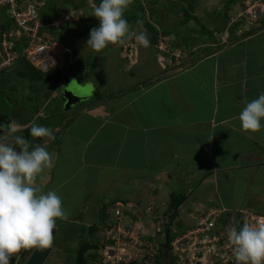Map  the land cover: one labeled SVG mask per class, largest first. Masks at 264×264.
<instances>
[{
  "label": "crops",
  "instance_id": "1",
  "mask_svg": "<svg viewBox=\"0 0 264 264\" xmlns=\"http://www.w3.org/2000/svg\"><path fill=\"white\" fill-rule=\"evenodd\" d=\"M136 1L127 10H147L145 3L138 0L142 7L138 8ZM162 25H154L161 34L166 29ZM141 30L148 34L147 47L135 38L112 45L124 63L122 74L134 79L132 87L112 83L96 94L91 81L77 80L83 87L93 84L94 91L66 130L74 139L63 140L66 134L58 138L65 145L50 149L53 165L35 179L42 192L65 189L70 179L76 180V196H61L64 208L69 207L67 219L57 223H72L80 207L89 205L155 203L160 213H167L173 194L186 197L178 218L185 225H193L189 217L197 215L200 206L262 219L264 130L246 132L238 117L248 102L264 92V31L260 37L250 34L239 42H224L210 57L177 68L161 59L166 54L156 52L158 44L153 45L151 32ZM149 62L153 68L149 65L152 69L143 73L139 67ZM79 65L77 69L84 71L100 70L99 63ZM104 67L106 72L109 66ZM93 195L95 204L89 201ZM53 247L21 251L18 258L12 257V264H28L35 253L39 258L34 264H46Z\"/></svg>",
  "mask_w": 264,
  "mask_h": 264
},
{
  "label": "rangeland",
  "instance_id": "2",
  "mask_svg": "<svg viewBox=\"0 0 264 264\" xmlns=\"http://www.w3.org/2000/svg\"><path fill=\"white\" fill-rule=\"evenodd\" d=\"M70 1L75 6H78L79 4H81L82 0ZM229 1L230 0H159L157 6H154V8L152 7V9H148L149 6H147V10L144 9L146 14L143 16H146L145 18L150 19V24H152V22H155L154 25L157 27L160 23H163L162 26L166 28L164 32L172 34L165 40L166 42H169V44H165L163 42L159 47L156 48V52L158 50V52L160 53L164 52L163 55L166 54V57L163 56L161 59L167 60L170 63L172 62V64L174 66H177V68H180L181 66L187 67L189 65H192L191 63L196 62L198 59L200 60L206 57H210L213 52L224 46V42L231 43L235 41H242L245 38L249 37L246 34H254V38L262 36L261 31H264V0H236L231 6H229V9H227L225 7L229 3ZM57 2L58 0H54L53 7L57 8ZM59 2L66 3L65 0H59ZM89 2H92V4L96 6L100 1L95 2L93 0H90ZM58 7H62L64 11V5L60 4ZM157 7L159 8L158 11H156ZM62 9H57V11L55 12L54 20L61 14ZM93 9L94 8L90 9V11L88 12V18H80L78 23H68V25H65L63 27H51L49 29H45L44 33H46V38L48 40V48L42 54L38 55L37 60L34 59L33 63L31 64H36L37 68L42 70L45 74L56 73L58 74V77H60V75L61 77L59 82H53V90L47 93L52 101L50 103L47 102L46 105H40L39 115H35L32 117V120H30V122L28 123L29 126L25 125L22 127L16 124L17 133L22 134L27 140H29L32 146H48L47 149L50 152V149H53L54 151L57 146L60 149L63 144L65 145V141L74 139L71 135L72 133L69 132V135L66 134V130L69 125L75 120L77 114L79 113V108L86 105L88 103V100L83 101L79 105L75 104L68 110H66L68 102L65 96H67V94H76L73 89L74 86L76 87L77 85H80V82H77L78 79L85 82L91 81L94 86L97 87L96 94L100 92L102 86L108 85V87L110 88L112 83H116L121 88L125 87V85L132 87V84L135 83L134 79H131L129 74H122L121 70L122 66H124V63L118 57V48L114 50V48L112 47L113 44L109 45L102 51H94L90 48H86L87 41L84 42L83 38L86 37L85 39H89L91 29L99 26V21H97V19L93 16V11H91ZM181 9L183 10V12L179 11ZM186 11H188L192 17L195 16V18H192V20L188 21L187 23H182L185 19L184 13ZM158 12L161 14L159 18H161L162 16L165 17L163 21L158 18ZM163 12L165 13V15ZM2 14L3 17L2 19H0V22L4 23L3 18L5 17V13ZM135 14L137 15L138 13H126V18L130 26L132 27L131 29L140 31V28H145V26L140 21H133V18H135ZM48 23L49 22H46V24ZM70 26H73L74 28L72 29V31ZM9 28L12 27L9 26ZM69 30L71 31V33ZM56 36H59L60 41L68 46H71L73 52H70L69 50L67 51V48L58 45L59 43L54 40ZM178 42H182V44L180 46H173L169 52L165 53L168 45L170 46ZM49 46L51 48H49ZM176 50H183L184 59L182 58L181 60H184V63H181L180 61L177 62L176 60L170 61L173 52ZM75 60L79 61V64L86 63V65H84L83 67L89 66L90 64L95 65V63H99L100 70L89 68L84 71L82 69H77L81 65L76 63ZM76 64H78V67L76 66ZM147 64L148 65H146L145 63L141 67H139L141 68L140 70H142L143 73H148V71L153 68L150 62ZM105 65L109 66L106 72L104 70ZM149 65L152 68L149 67ZM16 66L17 65H14L9 69L0 67V77H10V75H12L11 73L13 72V69ZM65 77L67 78L65 79ZM93 84L91 86L94 89ZM18 91L20 92V94H22V96L30 95L29 88L25 81H18ZM97 98L98 97H96L95 101H97ZM31 105L32 104L27 102L26 100V103L20 102L18 106L23 107L26 111V109H31ZM14 110L15 108H13V112ZM12 115H14V113ZM26 118L29 117L26 116ZM34 124L50 127L54 132L55 138L46 139L32 137L30 135V129ZM64 134H66L67 136L63 139L65 140L63 142L58 138L60 137L62 139ZM62 154L64 159L66 149H62ZM67 157L69 158V156ZM75 157H73V159ZM62 179L65 180L69 178L64 177ZM75 183V179H70L69 182H67V184L65 185V189L64 187H62L57 191V193L60 196L64 197L67 193L69 195L74 193L75 197L78 193V191H76L73 187ZM53 187L54 185H52V188ZM89 201L91 204H95V195H93ZM118 204H120L118 207L123 208L124 206L125 208L124 214L127 216L123 219V222L127 223L128 227L132 224V220L134 221V223H140L137 222L139 220H142V222L150 220L148 215V213H150L148 211L149 208L156 209L155 203H152L150 207L148 206L149 204L145 205V207H138L133 205V203ZM118 204H111L110 206H108V209H113H106L104 212L102 206L98 205H95L93 207H91L90 205L80 207L79 214L77 215V217L72 218V223L69 221L59 222V230H57L55 236L53 244L54 247L52 252L49 254V258L47 259L46 264H73V261L75 260L74 258H76L78 253H80L83 245H98L97 249L90 247V249L85 253L86 255H84V259L86 260V264H104L109 259L107 257L109 255V252H113L114 249L115 251L120 252V247H125V260L128 264H140L141 256H144L145 249L144 246H138L139 249L141 248V254H138V250L136 248V245L138 243L137 238L135 239V246L131 245L129 247H126L125 245L128 244L120 242L118 247L110 246V248L104 250V246L107 245L105 237L108 232H104L101 229L108 228V231H110V229L113 230L116 227L117 223L120 220L117 219L118 216H116L114 207ZM200 207L202 210L197 211V215L194 216L196 220H199L200 217L206 218L211 214V219H215L220 223L223 222V219H227L230 223L229 226H232L233 228H240L244 223L258 224L256 221L257 218H254L255 216L253 217L250 215L242 214L230 216L232 215L231 211L229 213L226 212V210L220 209L218 207ZM65 209H69V207H65ZM251 209L252 208H250L249 211ZM157 210L158 212H160L159 209ZM214 211L218 212L213 215ZM260 212L263 213L262 210ZM204 213L206 214L204 215ZM108 214L116 217L110 218ZM194 214L195 213H193V215ZM193 215H190V220H193ZM244 218L247 219V222H244ZM162 221L164 222V226H168L170 222L169 214H164L162 217ZM260 221L261 223H264V217H262ZM177 222L178 221L174 223L175 225L173 224L172 230L173 228L177 230ZM194 222L195 221H193V225L190 226L189 223H187V225L181 223V226L179 225L180 227H178V230H182L184 232V235L188 230L192 231L196 229L193 227L195 224ZM95 225L97 226V229L91 231V228L95 227ZM147 226L149 227V234L156 238L157 235L155 234V231L153 229L154 225L147 223ZM196 236H199V234L193 233L192 235H189V237L185 238L189 242V244L187 249L185 248L184 251L177 252L174 250V247L173 249L168 247L167 250L172 253V257H169L168 260L165 261V263H160L159 259H157L158 262L151 263L188 264L191 261L192 264H195L196 259H194L193 252L196 251L194 248L195 245L193 246V244L195 242H197L196 244H200L199 241H196ZM157 238V240L160 239V237ZM153 242L157 243V245L161 247L160 243L156 240L153 239ZM142 243L146 244L145 241H142ZM173 246L180 247L176 244ZM184 259H186V261ZM215 261L216 258L213 257L212 253H209V255H207L202 262H198L197 264H213L215 263ZM112 264L116 263L112 262Z\"/></svg>",
  "mask_w": 264,
  "mask_h": 264
},
{
  "label": "clouds",
  "instance_id": "3",
  "mask_svg": "<svg viewBox=\"0 0 264 264\" xmlns=\"http://www.w3.org/2000/svg\"><path fill=\"white\" fill-rule=\"evenodd\" d=\"M131 3L132 0H100L93 9V16L99 21V26L91 29L86 48L102 51L112 44L123 45L132 38L147 47L150 43L147 32L132 31L126 18ZM65 8L68 9L67 6ZM178 51L183 52L176 50L171 58L184 63V60L176 59ZM32 65L37 68V65ZM238 118L242 130L246 132L264 130V92L248 102ZM30 135L34 138H55L50 127L39 124L31 127ZM52 165L53 156L47 147L32 146L29 140L17 133L14 120L0 123V264H11L12 257L18 258L17 254L24 250L52 248L58 230L57 221L66 220L67 212L57 191L42 192L35 186V179ZM157 209L150 216L152 219L149 224L156 225L159 220L162 221L164 214H168V211L162 214ZM167 229L165 226L164 231L157 233V237L164 235ZM177 231L180 232L178 227ZM228 240L236 264H264V223H244L238 229L233 228L228 233Z\"/></svg>",
  "mask_w": 264,
  "mask_h": 264
},
{
  "label": "built area",
  "instance_id": "4",
  "mask_svg": "<svg viewBox=\"0 0 264 264\" xmlns=\"http://www.w3.org/2000/svg\"><path fill=\"white\" fill-rule=\"evenodd\" d=\"M49 1L50 0H0V19L3 17L2 13H5V17L3 18L4 23L0 22L1 68L4 67V69H6L12 67L20 57H25L33 63L34 59L37 60L38 55L42 54L48 48V40L46 38V34L44 33L45 29H49L51 27H63L68 23H78L79 19L86 14L87 9L95 7L92 2H88V4L82 9L72 10L64 8L63 11L61 8V14L52 22L46 24L42 21L40 13L46 8ZM141 1L145 3L146 6H144L147 7L156 0ZM5 23H10L12 28L8 27L6 30H3L2 27ZM22 41L25 42V49L24 51L19 52L16 50V45ZM49 48L51 47L49 46ZM183 55L184 53L178 51L175 57L180 60L184 57ZM119 205L120 204L114 207L116 216H118L117 219L120 220L116 227L113 230L110 229V231H108V228L101 229L102 231L109 233H107L105 237L107 245L104 246V250H107L110 246L118 247L120 242L128 244L125 245L126 247L131 245L135 246V239L137 238L138 243L136 248L138 250V254H141V248L139 249L138 246H144L145 249V254L144 256H141L140 264H153L154 262H157L160 247L157 243L153 242V239L156 238L149 234V227L147 226V223L149 224V220H146V222H142V220L137 221L140 223H134L132 220V224L128 227L127 223L123 222V219L127 216L124 214L125 208L123 205H121L123 208L118 207ZM108 206L110 205L102 206L103 212L106 209H113H108ZM148 211L150 212L148 213L149 219H152L151 217L152 214L155 213V210L149 208ZM216 212L218 211H214L213 215H215ZM205 214L206 213H204V215ZM109 216L110 218L116 217L111 216V214ZM194 216L196 215H193V220L195 221L193 227L196 229L192 231L188 230L186 234L177 236L172 242V249L174 247V250L177 252L184 251L185 248L187 249L189 244L185 238L189 237V235H192L193 233H197L199 236H196L195 238L196 241L200 242V244H196L197 242L193 244V246L195 245L194 248L196 251L193 252L194 259H196L195 264L202 262L203 259L209 255V253H212L213 257L216 258V261L213 264H235L236 261L233 255L232 245L228 240L227 234L233 229L232 226H229L230 223L221 228L219 221L217 222V220L211 219V214L206 218L200 217L199 220H196ZM260 220L261 219H256L258 224L261 223ZM244 222H247L246 218H244ZM163 223V221L159 220L156 225H154L153 229L156 235L160 231H164L165 226ZM173 234L178 235V231L173 229ZM142 241H145L146 244H143ZM175 244L180 247L173 246ZM124 249L125 247H120V252L115 251V249L113 252H109V255L107 256L109 259L104 264H112V262L116 264H128L125 260L126 253L124 252ZM184 260L186 261V259ZM188 264H192V262L190 261Z\"/></svg>",
  "mask_w": 264,
  "mask_h": 264
},
{
  "label": "trees",
  "instance_id": "5",
  "mask_svg": "<svg viewBox=\"0 0 264 264\" xmlns=\"http://www.w3.org/2000/svg\"><path fill=\"white\" fill-rule=\"evenodd\" d=\"M65 1H66V3L59 2V0H58V2H57L58 6L60 4H62L65 7L67 6L68 9H81L88 2V0H82L81 4H79L78 6H75L70 0H65ZM94 1L99 2L100 0H94ZM133 1H136V0H132V2ZM234 1H236V0H232V1L230 0L225 8L229 9V6H231ZM53 2H54V0H50L46 6L45 11L41 12L40 17H41L42 21L45 23L46 22H52L54 20V16H55V12H56L57 8L53 7ZM136 2L138 5V8H142L139 1L137 0ZM154 2H157V1H153L152 3H154ZM89 11H90V9L87 11V15L84 14L81 18H88V12ZM91 11H93V10H91ZM142 11H143V8H142ZM179 11L183 12L182 9ZM130 12H133V11H129V10L126 11V13H130ZM139 14L140 13H138L137 15L135 14V18H133V21L142 22L144 24L145 28L147 30H149L151 33H153L152 34L154 36L153 37V43H154L153 45H155V43H157V44L163 43V39L165 40L169 36V33L164 32L163 34H161L159 32V30L154 25H152L146 21V19L143 17V14H141V15H139ZM184 16H185V19L183 20L182 23H184V22L187 23L188 21L192 20V18H195V16L192 17L188 11H186L184 13ZM9 26H10V23H5L2 27V29L6 30ZM70 28H71V31H72V29H74L73 26H70ZM246 35L249 36L250 34H246ZM55 40H57L59 43H61L66 48H68L69 50L72 51L71 46H68L65 43H63L62 41H60L59 36H56ZM173 46L170 45L171 48ZM24 49H25V42L24 41L19 42L16 45V50H18L19 52L24 51ZM170 60L173 61L175 59L171 58ZM15 65H17V66L13 69V72L11 73L12 75H10V77H0V123H9L10 121L14 120L18 126L19 125L22 127L25 125L29 126L28 123L30 122V120H32V117L35 115H37V116L39 115L40 105H43V104L46 105L47 102L50 103L52 101L47 93L53 90V88H52L53 82L54 83L56 81L59 82L61 75H60V77H58V74H56V73L45 74L43 71H41L40 69H38L34 65H32L24 57H20L19 60L17 61V64H15ZM18 81H25L26 82V84L29 88L30 95H23L22 96V94H20V92L18 91ZM26 100H27V102L31 103L32 105H31V109H26V111H25L23 107H19L18 105L20 102L26 103ZM13 108H15L14 112H13ZM10 110H11V112H10ZM12 112L14 113V115H12L13 114ZM26 116H28L29 118H26ZM30 117H31V119H30ZM185 201H186V197L183 195L173 194V196L171 198V203H170L169 208H168V214H169V218H170L169 225L167 226L168 229L164 235L160 236V239H159V243L161 245V248H160L157 259H159L160 263H165V261L168 260L169 257H172V253L170 251H168L167 248L172 246V242L176 239L177 236L183 235L182 230L178 233V235H173L172 230H170V227H172L173 224L177 221V219L179 217L180 208L184 204ZM138 207H140V206H138ZM177 223H178L177 227H180L181 222L178 221ZM228 223L229 222L227 219H225V220L223 219V222L220 223L221 228L226 226V224H228ZM66 229H68V228H66ZM96 229H97V226L95 225V227L91 228V231H94ZM82 233H83V231H82ZM163 237H164V239H163ZM90 247L97 249L98 245H92V246L83 245L81 250H80V253H78L77 257L75 256L76 258H74L75 260L73 261L74 262L73 264H86V260L84 259V255H86L85 253L90 249ZM157 262H158V260H157ZM169 264H172V263H169Z\"/></svg>",
  "mask_w": 264,
  "mask_h": 264
},
{
  "label": "water",
  "instance_id": "6",
  "mask_svg": "<svg viewBox=\"0 0 264 264\" xmlns=\"http://www.w3.org/2000/svg\"><path fill=\"white\" fill-rule=\"evenodd\" d=\"M73 90L75 91L76 94H71V95L67 94L66 96L68 102L66 109H69L71 106L78 104L80 102L89 100L93 92V88L91 85L86 87L77 85L76 87L74 86ZM38 258L39 255L37 256V253H35L31 258V260H29L28 264H34L35 262H37Z\"/></svg>",
  "mask_w": 264,
  "mask_h": 264
}]
</instances>
